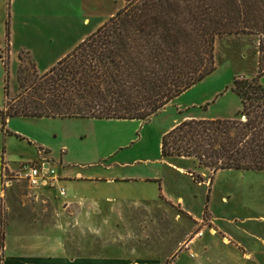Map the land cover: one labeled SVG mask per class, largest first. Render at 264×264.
I'll return each instance as SVG.
<instances>
[{
	"label": "rangeland",
	"instance_id": "374dc122",
	"mask_svg": "<svg viewBox=\"0 0 264 264\" xmlns=\"http://www.w3.org/2000/svg\"><path fill=\"white\" fill-rule=\"evenodd\" d=\"M125 6L126 0H16L13 40L0 41V105L7 72L10 98L17 99L25 92L20 77L30 88L37 75L57 66L58 59ZM258 46L257 37L219 39L217 71L148 123L14 118L7 130L11 137L6 163L14 169L41 165L43 156L66 179L61 185L67 196L59 198V189L38 192L24 181H14L0 197L3 246L7 233L12 248L20 235L19 226L12 223L30 232L38 229L47 238L40 227L60 220L59 239L71 255H128L167 264H200L206 258L220 264H264V172L214 174L193 160L166 161L171 167L160 161L162 139L179 123L237 119L241 104L233 82L242 75L257 76ZM173 166L195 176H181ZM143 173H158L162 181H137ZM163 193L175 201L182 196L185 207L159 200ZM145 198L156 203L149 205ZM58 202L60 218L55 212ZM186 209L201 221L195 223ZM213 228L215 235L210 233ZM203 232L190 251L188 242L182 246Z\"/></svg>",
	"mask_w": 264,
	"mask_h": 264
},
{
	"label": "trees",
	"instance_id": "16d2710c",
	"mask_svg": "<svg viewBox=\"0 0 264 264\" xmlns=\"http://www.w3.org/2000/svg\"><path fill=\"white\" fill-rule=\"evenodd\" d=\"M238 37L259 39V72L234 79L237 119L185 120L164 135L161 157L214 174L264 172V0H126L30 88L20 77L17 99L7 72L2 130L10 118L148 123L217 71L219 39Z\"/></svg>",
	"mask_w": 264,
	"mask_h": 264
},
{
	"label": "crops",
	"instance_id": "0c3cea01",
	"mask_svg": "<svg viewBox=\"0 0 264 264\" xmlns=\"http://www.w3.org/2000/svg\"><path fill=\"white\" fill-rule=\"evenodd\" d=\"M15 1L16 0H0V41L1 40H5V41L13 40L15 29H14V23H13L12 7ZM65 54L63 55L62 59L69 55V54L68 55H65ZM62 59H58L57 64ZM263 81H264V78H263ZM5 101L4 103L0 105V197H1V188H2L4 172L7 171L10 174L16 173L24 165V164L19 165L18 168L14 169L8 163H6L7 162L6 161L7 154L5 152L6 145L8 143L9 138L11 137L10 133L7 130L12 126L14 118H10L7 120L5 131H3L2 130V127H3L2 111H4L5 109ZM240 111H241V105H240ZM25 119H29V118H25ZM41 157H42L41 159L43 162L44 157L43 156ZM160 161L164 163L165 165L171 167V165L169 163H166V161L164 160L163 161L160 160ZM129 165H132V164H129ZM172 169L174 172L178 173L181 176H186L189 178L194 177L189 172H185L182 168L173 166ZM58 177L60 178V176ZM60 179L61 181L58 183V189H59L58 197L59 198H60V187H62L61 184H63V182L66 180L64 177H61ZM136 180L139 182H145V183H161L162 181L158 173L154 177H151L143 173V175H141V177H139V179H136ZM194 183L197 184L199 187L206 186L203 181L201 183H198V182H194ZM50 190L52 189L43 188V189H38L34 191H38V192L49 191L52 194ZM66 196H67V191H66ZM159 200H163L165 202H174L176 205H182L183 207H185V199L182 196L177 197V200L175 201L172 198L167 197L163 193L162 196L159 198ZM144 201L149 205L152 202L156 203V201H151V199H147V198H145ZM71 204L72 202H66L64 205H71ZM58 206L59 207H56L55 212H56V217L60 218V202H58ZM186 211L190 217H194L193 221L195 223H199V221H201V218L194 216L190 210L186 209ZM57 222L58 223H56L55 225H51V226L47 225V226L40 227L43 232H46V234H48L47 238H44V236L39 235L40 230L38 229L32 230L30 232V231H27L24 225H22L21 223L19 224L12 223L11 225L19 226L20 235L16 238L14 242L15 246L14 248H12L13 246H11L8 242V238H7L8 233H7V237L4 240V246L2 250L3 264H167L168 262V260L160 261V260H152L146 257L145 258L144 257H134V256H128V255L127 256L126 255H118V256L71 255L68 252L66 243L60 242V239H59L60 238V220H58ZM213 232L216 233V229L213 228L210 231L212 235H215V233ZM49 234H55L56 237H51ZM204 236H205V233L203 232L202 236L198 235L194 239H189L188 241H185V243L182 246L186 245L188 242V245L186 247L190 251L192 246L196 245L197 242ZM6 252L9 254H7ZM176 258L177 257H175V259ZM172 264H177V262L175 260L174 261L172 260ZM200 264H220V263L212 262L211 260H209V258H206V259H203Z\"/></svg>",
	"mask_w": 264,
	"mask_h": 264
},
{
	"label": "built area",
	"instance_id": "2783aa9c",
	"mask_svg": "<svg viewBox=\"0 0 264 264\" xmlns=\"http://www.w3.org/2000/svg\"><path fill=\"white\" fill-rule=\"evenodd\" d=\"M19 180L26 182L33 190L48 188L58 189V183L61 179L58 177L56 171L51 167V162L44 160L40 164H24L21 169L13 176H8L5 172L3 176L1 198L4 197L6 189L13 185V182ZM60 196H66V190L60 187ZM200 236L203 233L199 234Z\"/></svg>",
	"mask_w": 264,
	"mask_h": 264
}]
</instances>
